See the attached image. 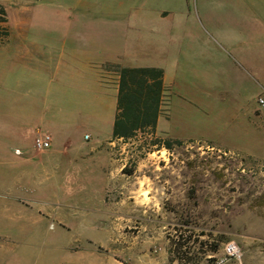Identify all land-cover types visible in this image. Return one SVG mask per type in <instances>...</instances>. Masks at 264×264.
Masks as SVG:
<instances>
[{
    "label": "rangeland",
    "instance_id": "374dc122",
    "mask_svg": "<svg viewBox=\"0 0 264 264\" xmlns=\"http://www.w3.org/2000/svg\"><path fill=\"white\" fill-rule=\"evenodd\" d=\"M247 1H1L8 36L0 44V165H16L19 182L11 193L22 198L46 197L41 183L57 172L62 186L52 192L63 203L48 208V218L40 231L27 239V248L19 239L11 244L12 255H0V264L127 263L130 253L116 243L121 244L127 225L141 221L142 209L148 221L163 227L178 264H200L209 251L221 252L230 240L241 248L240 241L264 244L263 160L216 149L227 148L218 125L209 132L213 136L206 139L216 148L202 142L166 148L162 146L164 138L138 133L113 140L109 93L89 82L93 72L104 73L106 63H87L86 52L76 62L68 60L70 46L83 51L95 39H111L117 44L136 37L149 41L160 34L172 38L184 53L187 40L207 34V21L222 27L232 18L231 8ZM114 57L115 62L125 60ZM60 60L68 67L58 70ZM36 73L39 80L34 78ZM258 94L264 97V87L258 88ZM59 98L65 99L64 107L58 106ZM65 115L75 119L68 132L61 121ZM38 132L51 137L52 153L48 156L34 147ZM252 148L261 153L264 143ZM111 158L113 165H125L122 185L112 190V196L116 200L124 196L135 199L131 203L134 218L130 223L116 219L113 233L100 212H92L90 216L103 231L87 233L76 226L83 218L73 214L75 196L87 197V203L98 210L111 185L98 175L92 176L91 190L84 192L73 186L72 174L83 166L112 165ZM42 163L45 168L39 166ZM0 173H9V169ZM144 177L146 182H140ZM5 192L0 188V195ZM90 216L83 220L92 219ZM59 218L70 221V229L59 225ZM163 245L162 240L153 241L150 247Z\"/></svg>",
    "mask_w": 264,
    "mask_h": 264
},
{
    "label": "crops",
    "instance_id": "0c3cea01",
    "mask_svg": "<svg viewBox=\"0 0 264 264\" xmlns=\"http://www.w3.org/2000/svg\"><path fill=\"white\" fill-rule=\"evenodd\" d=\"M202 11L206 13L207 7L203 6ZM231 11L232 18L222 27L207 21L205 24L208 27H206L207 34L202 38L187 40L184 53L178 50L172 38L160 34L151 37L149 41L136 37L132 40H122L120 43L116 41L117 44L111 39L105 41L95 39L83 51L76 46H70L68 60L76 62V58L86 52L88 53L86 62L106 63L103 65L104 73L93 72L89 82L106 89L109 93L107 97L113 105V124L119 73L109 65L161 68L164 93L155 129L137 130L136 133L179 140L182 143H209L206 139L213 136L209 132L218 125L223 129L227 148L221 150L209 143L212 148L264 161V149L261 153L252 150L253 146L264 143V111L262 110L264 107L258 103V88L264 87V0H249L234 5ZM114 55L125 60L120 61L121 63L117 60L115 62ZM57 66L59 70L64 66L68 67V64L60 60ZM34 78L39 80L40 76L36 73ZM14 82L18 83V79ZM13 103L17 105L16 101ZM57 104L64 107L66 101L59 98ZM61 121L63 130L68 132L75 119L65 115ZM39 152L47 156L52 153L50 147ZM111 161L112 165L83 166L78 173L72 174L73 186L84 192L91 190L90 186L94 181L92 176L98 175L108 186L111 185V189H106L104 199L100 200L98 210L93 209L87 203L88 198L81 196L82 194L75 196L77 201L75 200L76 203L72 207H74L73 214L78 213L83 219L92 212H100L99 215L109 222L114 233L116 219L123 218L130 223L134 218V206L131 203L136 200H131V196L116 200L112 196V190L122 185L125 165H113L112 158ZM39 166L45 168L43 163ZM15 167L16 165H0V170L9 169V173L4 175L0 173V188L6 191L5 194L0 195V255L6 258L12 255L11 244H17L19 239L27 248L25 243L27 239L30 235L38 233L44 220L48 218V208L63 203V199L52 192L62 186L57 172L54 177L41 183L43 191L47 193L46 197L22 198L12 194L11 191L19 182ZM139 180L142 183L146 182L145 177ZM148 198L150 199V196ZM145 202V199H142V203ZM127 203L129 205H126ZM145 212V209L140 212L141 221L137 225H127L121 237V244L116 243L124 252L131 255L127 263L118 261L117 264H178V259L170 250L169 239L164 236L163 227H157L152 223L154 220L148 221ZM83 219H80L79 225L76 226H81L88 231L87 233L103 231L93 218ZM66 221L59 218L57 223L62 227L71 226L69 224L71 222ZM113 240L117 242L115 237ZM161 240L164 243L162 248L150 247L153 241ZM87 241L91 242L89 239ZM240 244L243 250L241 264H264V244L252 240L240 241ZM219 252L218 250L208 253L216 255Z\"/></svg>",
    "mask_w": 264,
    "mask_h": 264
},
{
    "label": "trees",
    "instance_id": "16d2710c",
    "mask_svg": "<svg viewBox=\"0 0 264 264\" xmlns=\"http://www.w3.org/2000/svg\"><path fill=\"white\" fill-rule=\"evenodd\" d=\"M6 22V11L0 4V44L8 36V28L3 25ZM109 66L119 73L112 139L131 138L137 134V130L153 131L164 93L163 70L156 67H123L118 64ZM173 144L180 145L182 142L168 138L162 141V146L166 148H171Z\"/></svg>",
    "mask_w": 264,
    "mask_h": 264
},
{
    "label": "built area",
    "instance_id": "2783aa9c",
    "mask_svg": "<svg viewBox=\"0 0 264 264\" xmlns=\"http://www.w3.org/2000/svg\"><path fill=\"white\" fill-rule=\"evenodd\" d=\"M258 103L261 107H264V97H258ZM87 137V135H86ZM51 137L48 133L38 132L34 139V147L38 151H43L50 147ZM243 256V250L235 241L230 240L223 244L221 252L216 255H207L205 260L200 264H241Z\"/></svg>",
    "mask_w": 264,
    "mask_h": 264
}]
</instances>
